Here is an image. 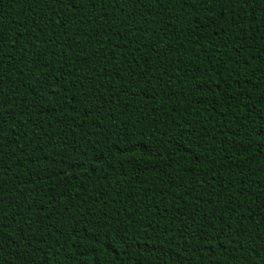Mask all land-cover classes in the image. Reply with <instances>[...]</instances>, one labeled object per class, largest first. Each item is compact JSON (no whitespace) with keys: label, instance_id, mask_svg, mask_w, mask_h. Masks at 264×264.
<instances>
[{"label":"trees","instance_id":"16d2710c","mask_svg":"<svg viewBox=\"0 0 264 264\" xmlns=\"http://www.w3.org/2000/svg\"><path fill=\"white\" fill-rule=\"evenodd\" d=\"M0 264H264V0H0Z\"/></svg>","mask_w":264,"mask_h":264}]
</instances>
